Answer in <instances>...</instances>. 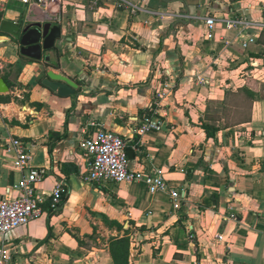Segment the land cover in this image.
<instances>
[{
	"label": "crops",
	"instance_id": "obj_1",
	"mask_svg": "<svg viewBox=\"0 0 264 264\" xmlns=\"http://www.w3.org/2000/svg\"><path fill=\"white\" fill-rule=\"evenodd\" d=\"M126 1L143 9L116 0H53L44 9L7 0L0 11V23H49L61 34L36 60L0 27L8 88L0 93V199L19 193L12 138L29 142L31 165L46 169L35 185L42 213L0 233V244L15 264H114L109 241L129 229L128 264H264V0ZM207 16L215 19L211 38ZM235 19L247 25L228 28ZM250 36L255 42L244 48ZM48 71L71 79L75 94L44 86ZM249 92L243 115L225 126L228 110L240 107L230 99ZM146 116L163 127L139 133ZM90 121L126 140L129 168H162L180 207L141 181H84L89 159L79 141L93 131ZM203 122L219 129L209 137ZM60 178L67 192L51 210Z\"/></svg>",
	"mask_w": 264,
	"mask_h": 264
},
{
	"label": "built area",
	"instance_id": "obj_2",
	"mask_svg": "<svg viewBox=\"0 0 264 264\" xmlns=\"http://www.w3.org/2000/svg\"><path fill=\"white\" fill-rule=\"evenodd\" d=\"M27 8L37 6L46 8L48 3L53 0H20ZM119 5H126L131 12L140 11L143 8L140 5L130 3L126 0H116ZM7 0H0V11L5 6ZM175 19H190L188 14H172ZM205 23L208 27L207 38L213 36V26L215 19L211 16L205 17ZM236 25L245 27L247 22L242 19H235L232 24L228 23V28ZM264 28V23H263ZM255 42L253 37H248L242 42L245 48L249 43ZM163 93L160 92L159 95ZM89 126L93 128L91 133L83 131L84 135L79 141V147L85 152L89 159V166L84 174V181L91 183L112 182L115 184L131 183L136 181L143 182L148 191H167L173 209L180 207L182 199L181 193L168 186L164 177L162 168L151 170H133L129 168V157L127 153V142L118 133L104 129L96 121H90ZM163 127V121L153 117H144L139 133L152 130H160ZM10 147L13 150V167L22 171V176L18 181L16 188L18 195L0 199V233H7L19 226L27 224L30 220L39 216L43 211L44 199L35 194V185L44 179L46 169L44 167L31 165L32 151L31 144L27 141L12 138ZM67 192V184L63 178L57 179L48 197L49 209L55 210L59 207ZM220 238V235H218ZM0 264H15L11 248L0 244Z\"/></svg>",
	"mask_w": 264,
	"mask_h": 264
},
{
	"label": "water",
	"instance_id": "obj_3",
	"mask_svg": "<svg viewBox=\"0 0 264 264\" xmlns=\"http://www.w3.org/2000/svg\"><path fill=\"white\" fill-rule=\"evenodd\" d=\"M0 27L19 42L22 55L36 60L41 59L42 50L52 48L61 35L58 26L51 27L49 23L25 24L19 19L5 18L1 21ZM42 84L59 96L73 95L77 88L71 79L51 71L47 72ZM7 91L5 82L0 78V93ZM127 153L130 155L131 151L127 150Z\"/></svg>",
	"mask_w": 264,
	"mask_h": 264
},
{
	"label": "trees",
	"instance_id": "obj_4",
	"mask_svg": "<svg viewBox=\"0 0 264 264\" xmlns=\"http://www.w3.org/2000/svg\"><path fill=\"white\" fill-rule=\"evenodd\" d=\"M246 95L248 96V98H251V93H246ZM232 111V109L228 110V114L225 117V126H228L232 121L231 116H230V112ZM214 118V117H212ZM201 127L205 130V133L207 136H213L215 131H217L219 129V127L214 126V125H209L207 123H202ZM122 225H120L121 227ZM147 228L142 226L139 228L140 232L145 231ZM109 247V251H110V255L111 258L114 262V264H128V257H129V250H130V230L126 229L124 234L121 237H112L109 241L108 244ZM154 255L157 254L156 251L153 252Z\"/></svg>",
	"mask_w": 264,
	"mask_h": 264
},
{
	"label": "rangeland",
	"instance_id": "obj_5",
	"mask_svg": "<svg viewBox=\"0 0 264 264\" xmlns=\"http://www.w3.org/2000/svg\"><path fill=\"white\" fill-rule=\"evenodd\" d=\"M244 97L243 96H235L233 97L232 99H230V103H233L234 105H236L237 107L239 108H236L235 106V109H233L231 112H230V116L232 117L233 120L237 119V118H240L241 115H243L242 113V110L241 108H245L247 106V103L249 99H247L248 97H246V99H243ZM245 105V107H244ZM225 114V113H224Z\"/></svg>",
	"mask_w": 264,
	"mask_h": 264
}]
</instances>
